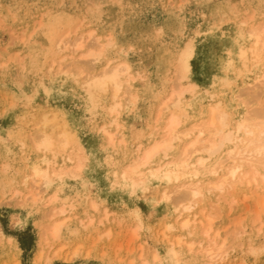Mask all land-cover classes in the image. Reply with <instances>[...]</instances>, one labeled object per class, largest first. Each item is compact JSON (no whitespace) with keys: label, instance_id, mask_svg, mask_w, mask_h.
I'll return each mask as SVG.
<instances>
[{"label":"rangeland","instance_id":"1","mask_svg":"<svg viewBox=\"0 0 264 264\" xmlns=\"http://www.w3.org/2000/svg\"><path fill=\"white\" fill-rule=\"evenodd\" d=\"M262 22L264 0H0V264H176L168 258L173 243L179 264H207L202 252L207 244L227 251L222 264H264V194L263 190L256 193V186L206 193L194 209L201 224L195 221L187 233L167 201L159 198L166 185L178 189L189 178L171 184L151 181L147 189L135 190L115 179L136 158L140 145L159 138L171 110H165L163 120L158 121L159 104L180 89L178 83L195 84L193 93L184 91L183 102L198 120L207 115L208 103L221 98L232 106L229 109L243 110L234 99L238 93L254 104L264 102L261 84L257 85L264 72V54H245L232 69L223 63L231 52L249 45L248 29ZM88 30L94 31V38H87ZM80 33L88 41L79 52L96 45L95 37L101 36L105 43L111 38L100 67L108 58L113 65L130 63L132 87L122 89L118 114L110 113L114 102L110 92L99 93L93 103L82 88L83 77L54 72L64 55L69 56L61 65L81 59L71 46L69 51L58 46L62 39L80 38ZM188 46L192 48L190 71L187 79L180 80L177 67ZM46 112H56L77 133L85 157L79 161V176H53L45 200L35 202L28 197L29 175L45 154L32 139ZM103 128L118 131L114 132L118 133L116 147L108 143ZM177 144L175 156L182 146ZM54 159L57 167L63 165L62 155ZM74 161L66 160L65 166ZM176 192L174 197L183 196L182 190ZM54 193L58 202L47 204V195ZM95 201L97 209L91 206ZM54 206L66 210L52 218L48 213ZM211 217L213 229L208 238L203 226ZM53 219L64 221L58 239L45 232ZM214 236L216 243H210ZM39 252L41 259H37Z\"/></svg>","mask_w":264,"mask_h":264},{"label":"bare ground","instance_id":"2","mask_svg":"<svg viewBox=\"0 0 264 264\" xmlns=\"http://www.w3.org/2000/svg\"><path fill=\"white\" fill-rule=\"evenodd\" d=\"M69 34L70 32L68 33V35ZM87 34V38L93 37V35L95 36L94 31H89ZM83 35L80 33L78 35L80 36V38H73L74 40H72V42H67L69 39L66 40V38H68L66 36V41L60 38L62 40L58 42L59 49L69 51V49L67 48L71 46V49H73V53L79 52L83 49L85 40H87L85 36L84 37L86 39H83ZM73 36H75V34ZM95 38L96 39L94 40L97 43L95 42L96 45L94 43L93 44L96 46V48L93 47V45L89 50H86L85 52H79L78 56L81 59H73L72 61H69L68 64L64 63L65 65H61V61L65 60L69 55L62 56V58L60 59V63H58L59 61L57 62V60H52L54 64H59L58 66H56V68H58L55 69L54 72L56 74L66 73L71 74L72 76L74 75L83 77L82 88L84 90V93L86 92L87 94V97L89 99L88 101H91L93 103H95V100L99 96V93L110 92L112 97L111 99L114 101L111 106L110 113L116 114L117 109L121 106V91L125 86L129 88L132 87L131 81L133 80L134 75L131 73L130 63L126 61H117V63L113 65V59L111 57L110 58L112 60H109V58L106 59L107 64L100 67L99 63H101L102 58L105 57L106 47L112 44V40L111 38L107 37L106 40L108 41L105 43V41L102 40L101 36ZM246 40L249 41V45L247 47L238 48L236 52H231V54L224 59V65L231 66L232 69V65L234 64L235 60L245 54H253L254 57H260L264 54V23L262 22L259 25L257 24V26H251L247 31ZM229 50L230 49H228V51ZM72 51H70V53ZM71 55L72 53L70 54V56ZM191 57L192 48L191 46H188L185 52H183V55L181 56L179 65L177 67L180 80L188 78L187 74L190 71ZM258 59L259 58H257V61ZM262 74V80H259V78L258 80L260 81V83L257 84L258 80L256 79V84H261L260 89H262L261 92L264 93V72H262ZM182 83H178V87L180 89L177 88V91H172V93H170V95L165 98L164 101H162V104H159L160 108L158 111V121L163 120L161 116L165 110L171 109L169 110V114L164 119L162 127L160 129L158 128L161 131V134H158L156 132L159 135V138H157L156 140L154 138L153 142L145 146L140 145L138 147L139 153L136 158L132 159V161L127 164V166L124 167L123 170L121 169V173L118 174L117 177L115 175V179L117 178L119 184L132 187L135 190L140 188L147 189L151 181H157L158 184H171L174 182H178L185 177L189 178V181L185 183L182 182L183 184L181 183L177 187L178 189H175L176 187L174 185V191L170 190L171 188L168 189L169 187H167V185L165 184L166 186L161 190L162 192H160L161 198H159L160 201H167V204L170 205L171 210L174 211L176 215V220H179V223L181 224L180 227L182 229L180 227L179 228L181 230L186 229V232L188 233L187 229H189L190 227L192 229V223L198 220V213L194 211V209L199 202L205 199L204 197L206 196V193L209 192L211 194H215L216 191L223 193L238 185H248L256 186L254 191L256 190L255 192L257 193V191L263 190L264 194V102L261 101V103L254 104L253 101H249V99H243V95L241 96L238 93L234 95V99H236L237 105L242 106L243 110H239L237 106L229 109L232 106H226L225 103L221 100L222 96L220 95V100H215L211 104L208 103L209 105L207 106L208 109L205 118L202 117L201 120H198V118L196 119V116L195 118H192V115L190 116L191 113L185 109L187 108V105H185L183 102V100L185 99L183 98L184 91L189 92L190 90L195 88V84H191L189 81L186 84H184L185 82L183 84ZM181 84L182 86H180ZM244 89L245 88H243V90ZM130 90L126 92L129 93ZM261 92L260 94H262ZM191 93H193V90ZM214 94H212V98H214ZM132 97H129V99L131 100ZM135 99L132 100L135 101ZM234 99L232 101H234ZM171 105L174 106V108H170ZM50 113L46 112V114H43L44 116H41V123H38L36 125L40 127L39 129H36V132L33 135L34 137L32 139L35 142L34 145L36 149L42 151L45 154L44 156L42 154L43 158H41L40 162L33 164L30 171L31 175H29V178L31 179L29 181L32 182V188L30 189V194L28 197L35 202H40V200H42L43 198L45 200V196L43 195L47 192L50 183L54 180L53 176H76L79 171L82 172V165L80 164L81 162L79 163V161L83 160V147L80 139H78L76 135L77 133L75 134L73 130H70L68 126L61 121L62 119L60 120V117H58L59 115H57L56 112L52 114ZM113 117L115 118L116 115ZM117 123L114 124V126H117ZM119 124L117 126L118 128ZM103 130L108 138V143L110 145L112 144V146H115V139L118 133L114 132L118 131H115L114 129V132H112L113 129L110 130L109 128H103ZM120 141L122 142L123 139H121ZM177 142H181L182 146L181 150H179V155L177 154V156H175L173 152L178 148ZM31 143H33V141ZM49 153L54 158H56L58 155H62V159H64V162L66 160L74 161L75 158L77 159V161L75 159L76 162L74 161L75 163L72 166H65L66 164L63 162V165H59L57 167L59 163H57L53 157H49ZM158 157H160L161 159L156 162V159ZM168 157H171V159L167 160ZM43 164H45V166H43ZM149 172L152 173L149 174ZM207 176H213V178L206 179L205 177ZM183 188H185V190ZM179 189L180 191L182 190V192L180 193L179 191V193L183 196L179 195L174 197L173 193H175L176 190ZM19 191L16 194H19ZM22 193L23 192L21 191V194ZM179 193H177V195ZM48 196L49 195H47V197ZM47 197L45 202L50 205L55 204L54 202H56L59 198L57 193L51 194L48 198ZM92 204L93 208H96L98 206V203L96 205V201L91 203V206ZM261 206L264 211V197L261 199ZM65 210L66 209L63 206H54L50 210V213H47L49 214V216L54 218L53 216L63 214ZM203 218L206 217L203 216ZM212 218L213 217H211V219ZM205 220L206 223L207 219ZM212 221L214 220L212 219L210 223L206 225L207 227L203 226V228H205L204 233L209 236L208 238H210V233L213 229ZM63 222V220H54L51 225L44 227L45 229L47 228L46 230H44L48 233L49 237H52V239H58L62 230V225L64 224ZM197 222L200 223L199 220ZM168 225L166 227H168ZM171 225H173L174 227L173 223L170 224V226ZM176 227L178 228L177 225ZM110 233V231L107 232V234L111 236ZM163 233L165 234V232ZM213 234H215L216 236V233ZM217 235H220V232H218ZM215 236L211 237L210 243L215 242ZM173 238L175 237L173 236ZM217 240H219V238ZM171 241L172 239L168 242ZM202 241H204V238H202ZM180 242L181 237H178L176 243L180 244ZM221 243H223V241ZM173 244L170 245V249L168 250V258L176 264H179V262H177L178 258L176 256V249L174 248L175 246H173ZM201 244L204 245L203 242ZM62 248H64L63 245ZM192 248V245H190V249ZM202 249V252L205 253L206 257L208 258V261L204 260L206 261L205 263L208 262L207 264H222V262L225 261V252L227 251H225V249L223 250L222 247L207 244V246H205V248L202 247ZM60 252L61 248L57 250L56 253ZM41 253L37 255V259H41ZM154 256L156 259L158 258V254Z\"/></svg>","mask_w":264,"mask_h":264}]
</instances>
